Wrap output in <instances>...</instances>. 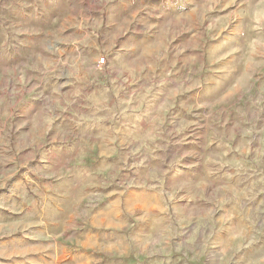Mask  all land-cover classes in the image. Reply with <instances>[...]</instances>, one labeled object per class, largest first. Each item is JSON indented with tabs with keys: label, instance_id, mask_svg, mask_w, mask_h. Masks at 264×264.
Instances as JSON below:
<instances>
[{
	"label": "rangeland",
	"instance_id": "1",
	"mask_svg": "<svg viewBox=\"0 0 264 264\" xmlns=\"http://www.w3.org/2000/svg\"><path fill=\"white\" fill-rule=\"evenodd\" d=\"M36 2L0 11V44ZM238 13L232 0H194L136 54L130 83L116 80L119 65L108 67L91 29L65 8L53 10L43 47L30 40L23 55L0 60V238L32 239L9 255L37 264H225L226 254L233 264L245 247L264 245V231L251 227L264 226V0H252L242 38L212 62L224 55L212 51L218 34ZM182 121L188 127L175 132ZM86 124L111 152L99 197L89 205L69 197L80 192L69 171L55 177V195H36L47 180L16 171L19 142L24 151L36 135L38 155L52 147L67 156ZM186 151L197 155L171 164Z\"/></svg>",
	"mask_w": 264,
	"mask_h": 264
},
{
	"label": "clouds",
	"instance_id": "2",
	"mask_svg": "<svg viewBox=\"0 0 264 264\" xmlns=\"http://www.w3.org/2000/svg\"><path fill=\"white\" fill-rule=\"evenodd\" d=\"M13 3H15V7H13ZM193 3L194 0H37L36 6L32 10L24 13L25 19H20L15 24L9 25L12 40L9 41L6 38L3 44H0V60L23 55L30 40L35 42L34 47H43V41L47 39V34L42 35V33L44 26L51 20L53 10L65 8L69 14L75 11L80 22L91 29L94 46L100 48L102 55L109 57L108 67L114 68L115 65H119L120 70L116 80L126 79L130 83L132 76L130 74L125 77V72H130V64H136V60L133 59L136 54L149 40L156 38L164 28H167L170 17L184 14L192 7ZM232 3L237 4L240 19L231 29L223 32V35L218 34L212 51L214 54L224 52V55H215L212 62H215V59H224L228 55L224 50L239 42L245 26L250 22L248 18L251 15L252 0H240L239 3L237 0H232ZM199 7L200 5L197 4V8ZM206 7H211V5ZM17 8L21 12L23 11L19 0H0V11H16ZM64 39L70 41V38ZM34 54L35 52H33ZM62 63H68V61ZM229 63L230 61L225 60L226 65ZM69 74L75 75V73ZM220 75L223 76L224 73H220ZM148 79H152V77L150 76ZM113 83L115 84V81ZM123 86V84L117 86L116 91L119 92V88ZM213 86L218 87L219 85ZM193 87H200V82H197ZM204 91L207 92L208 89H204ZM42 97L43 92L37 96L39 103L43 104L40 109L41 114L48 107ZM188 110L191 111V108ZM124 111L127 110L124 109ZM186 127H188V123L182 121L174 131L179 133ZM23 146L22 143L18 148ZM195 155H197L195 151L177 153L173 156L171 164H179L184 156ZM161 159L163 160V157ZM129 196L131 197L132 193H129ZM23 227H29V225L26 223ZM251 227L257 232L264 231V226L256 229L255 224H252ZM14 230L12 229V231ZM17 234H6L4 238H0V249L4 250V254H0V264H37L39 257L8 254L11 249L26 244L23 238L32 240L30 232L20 231V238L17 237ZM52 246L49 245V247ZM255 256L264 257V245H257L255 248L245 247V250L239 252V255L235 257L233 264H257ZM229 258L226 254L221 257L225 264ZM47 264H55V261L49 259Z\"/></svg>",
	"mask_w": 264,
	"mask_h": 264
},
{
	"label": "crops",
	"instance_id": "3",
	"mask_svg": "<svg viewBox=\"0 0 264 264\" xmlns=\"http://www.w3.org/2000/svg\"><path fill=\"white\" fill-rule=\"evenodd\" d=\"M84 127L85 132L79 133L80 139L77 141L76 149L74 148L75 150L67 156L57 154L52 147H48L38 155L37 148L41 142H39L36 135L30 136L28 149L22 151L23 147H17L19 152L14 154L16 171L24 168L30 173L45 176L47 180L46 184L35 186V189H38L36 195L45 196V199H49L53 194L55 195L52 189L57 190L59 185L56 181L62 179L60 177L55 179V177L59 173L69 171L71 173L69 177H74L70 181L73 184L72 186L75 185L77 179L79 180L78 184L71 190L74 192L77 189L80 190L77 197L75 193L69 197L75 196L78 200L83 198L79 203H84V205L92 204L95 196L98 195L99 197L101 173L107 169V165L111 161V158H105L104 156L110 155L111 152L108 153L103 150L100 137L93 130L92 124H86ZM19 145H21V142L17 146ZM74 175H76V179Z\"/></svg>",
	"mask_w": 264,
	"mask_h": 264
}]
</instances>
